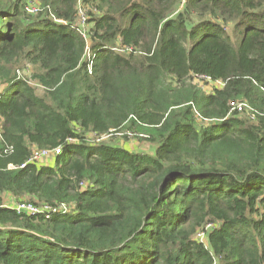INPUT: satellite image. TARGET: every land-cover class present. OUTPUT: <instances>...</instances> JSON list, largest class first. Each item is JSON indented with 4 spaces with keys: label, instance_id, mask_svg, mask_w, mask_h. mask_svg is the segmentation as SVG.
<instances>
[{
    "label": "trees",
    "instance_id": "16d2710c",
    "mask_svg": "<svg viewBox=\"0 0 264 264\" xmlns=\"http://www.w3.org/2000/svg\"><path fill=\"white\" fill-rule=\"evenodd\" d=\"M0 264H264V0H0Z\"/></svg>",
    "mask_w": 264,
    "mask_h": 264
},
{
    "label": "built area",
    "instance_id": "2783aa9c",
    "mask_svg": "<svg viewBox=\"0 0 264 264\" xmlns=\"http://www.w3.org/2000/svg\"><path fill=\"white\" fill-rule=\"evenodd\" d=\"M35 10H36L35 6L31 5L30 8H29V11H35ZM218 83L222 84L221 81H219ZM244 106H245V108L248 109L247 105L244 104ZM238 107L239 108L243 107V104L238 105ZM109 135L110 134L102 135L97 140L98 141L104 140ZM129 136H133V134H129ZM60 151H61L60 148H56L54 150H35L33 155L30 158V162L39 161V160H46V159L50 158L53 155L59 154ZM11 167L15 168L16 166L12 165ZM21 167H25V165L23 164V165H21ZM12 206L18 212H24V213H28V214L48 213V211L49 212L54 211V212H57V213H61V212L69 210L68 209L69 207L67 205H65V204H63V205H61V206H59L57 208L51 209L49 206H46V205L41 206V205L35 204L33 202H29V201L13 202ZM198 238L201 239V240L204 238V233L202 231L198 233Z\"/></svg>",
    "mask_w": 264,
    "mask_h": 264
},
{
    "label": "rangeland",
    "instance_id": "374dc122",
    "mask_svg": "<svg viewBox=\"0 0 264 264\" xmlns=\"http://www.w3.org/2000/svg\"><path fill=\"white\" fill-rule=\"evenodd\" d=\"M229 32H230V28H229ZM37 72H38L37 68L34 65H31L30 67L25 68V70L21 72V76L22 77H26L31 84L35 85V87L37 88L36 90L38 91V93H41L42 92L41 91L42 90L41 87L36 82H34L33 79H32L33 73H34V76H35ZM193 81H194V83L199 84L201 86L205 85L204 88L206 90H211V86L207 82H204L203 78H194ZM216 85L217 86H221L222 84L216 83ZM113 141L116 144H119V145L120 144H124L121 133L118 134L117 136H114ZM128 141L130 143V146L135 148L136 150H139V151H142V152H153V150H154V145L153 144H151L150 142H147L145 140L138 139V137L133 136Z\"/></svg>",
    "mask_w": 264,
    "mask_h": 264
}]
</instances>
